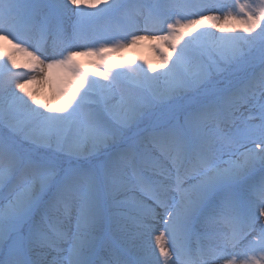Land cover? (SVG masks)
Instances as JSON below:
<instances>
[{"label": "snow or ice", "instance_id": "snow-or-ice-1", "mask_svg": "<svg viewBox=\"0 0 264 264\" xmlns=\"http://www.w3.org/2000/svg\"><path fill=\"white\" fill-rule=\"evenodd\" d=\"M0 40V129L34 148L0 134V264H264V0H0ZM140 41L161 71L112 58Z\"/></svg>", "mask_w": 264, "mask_h": 264}, {"label": "rangeland", "instance_id": "rangeland-1", "mask_svg": "<svg viewBox=\"0 0 264 264\" xmlns=\"http://www.w3.org/2000/svg\"><path fill=\"white\" fill-rule=\"evenodd\" d=\"M223 2L231 5L232 0H223ZM85 11H91V10L85 9ZM74 20H75V17H72L71 19H69L67 21L69 36H71V24L74 22ZM110 23H112V24L115 23V17H104L103 19H100L96 22L95 27H96L97 31H102L105 28V26L110 24ZM142 27H143V25L141 24V28ZM212 31H215V30H212ZM112 34L120 35V33H115V32H113ZM216 34L219 35L220 33L217 32ZM128 39H131V37L129 36ZM88 42L94 43L95 41L89 40ZM31 43L34 45L35 41H32ZM156 48H157V45L153 41L152 42L140 41L133 46L126 47L121 52L114 53L111 55H112V58L114 60L127 61V62H130L133 66H142L144 68H147V65L150 64L153 67H156L157 71L159 72L162 69H160L158 67V65L160 64V60H159V55H158ZM161 50H163V49H161ZM48 51L51 52V40H49V42H48ZM0 52H3V50H0ZM3 53H5V52H3ZM167 54L168 53L165 52V55H167ZM17 55L24 57L23 54H17ZM172 59H175L174 54L172 56ZM76 62L78 64L79 70L86 73L89 76V78L96 79L100 84L106 83V81H104L103 79H101L100 77L97 76V72H99L102 69L103 65L100 62L96 61L95 58L88 57V56H77ZM45 75H48L47 70H45L44 73L40 72V76L42 77V79ZM62 75L63 74L61 72H59L58 70H53V72L49 76V79L53 80V81H58ZM123 83L125 85H127V81H123ZM42 84L44 85L42 91L44 92L45 96L43 95L44 96L43 97V96L37 95V94H39V92L42 93V91H40L41 90L40 88H37V89L35 88L33 94L35 95L36 99L39 101V105H33V107H40L41 111H45V114H48L47 111L42 108V106L46 104L51 109H58L61 107L62 98L59 95L57 88L54 87L53 84L47 83V82H44ZM116 97H117V99L119 98V92L118 91L116 93ZM29 102L31 103V101H29ZM82 117H83V112L78 114L77 119H82ZM75 131H76V129L74 128L72 130V133H70V135L74 134ZM134 132H135V129L127 132L126 135L132 136V135H134ZM0 134L3 135L5 142L8 145H10L12 148L19 150V151H22V152L34 151V148L31 144L23 141L20 137L11 135L7 128L0 129ZM39 154L43 155L44 150H40ZM14 183H15V181H13V184ZM11 191H12V185H9V186L4 187L2 189V192H3L5 197H8L10 195ZM0 203L6 204L7 199L0 201ZM259 223L264 224V217L260 218ZM159 230H161V231L163 230L162 225L160 226ZM153 243H154V238H153ZM95 259L97 261H100V262H106V261L110 260L111 259L110 249H105V248L99 249L97 251ZM221 264H223V261H221Z\"/></svg>", "mask_w": 264, "mask_h": 264}, {"label": "bare ground", "instance_id": "bare-ground-1", "mask_svg": "<svg viewBox=\"0 0 264 264\" xmlns=\"http://www.w3.org/2000/svg\"><path fill=\"white\" fill-rule=\"evenodd\" d=\"M147 42H152V41H147ZM0 50H3V52H5V53H10L11 51H13L11 45L5 40H0ZM16 59H17L18 63H23L25 61V58L22 57V56H19V55L16 56ZM20 71H24V70L21 69ZM25 75H35L37 77V80H43L42 77L40 76V72H36V73L25 72ZM42 83H44V82L30 84V85H27L26 88H27L28 91H31L32 93H34V89L35 88L36 89L40 88L41 89L40 91H42L43 90V86H44ZM37 95H40V96L44 95L45 96L43 91H42V93L39 92V94H37Z\"/></svg>", "mask_w": 264, "mask_h": 264}]
</instances>
